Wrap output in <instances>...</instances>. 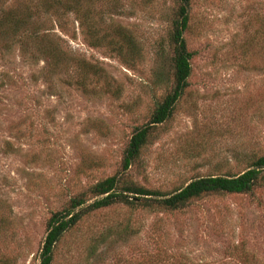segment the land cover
<instances>
[{"label":"rangeland","instance_id":"rangeland-1","mask_svg":"<svg viewBox=\"0 0 264 264\" xmlns=\"http://www.w3.org/2000/svg\"><path fill=\"white\" fill-rule=\"evenodd\" d=\"M70 1L75 12L56 19L46 0H0V14L30 18L0 49V264H38L49 216L72 198L91 202L109 176L168 195L264 155V0H189L187 87L125 172L131 133L173 86L179 4ZM40 46L54 49L53 69ZM50 264H264V171L246 193L176 210L133 201L92 211L62 234Z\"/></svg>","mask_w":264,"mask_h":264},{"label":"trees","instance_id":"trees-1","mask_svg":"<svg viewBox=\"0 0 264 264\" xmlns=\"http://www.w3.org/2000/svg\"><path fill=\"white\" fill-rule=\"evenodd\" d=\"M45 11L51 16L61 19L66 14L74 13V1L70 0H46ZM179 6L177 18L172 25L170 41L173 45L172 69L173 86L168 95L162 102L155 106L147 123L141 127L135 128L131 133L121 159V172H125L138 156L143 147L148 131L151 127L159 125L168 119L173 106L180 98L183 90L187 87V78L190 74L189 60L191 54L186 50L182 33L187 23V8L189 0H177ZM29 16L13 15L9 9L0 14V49L8 50L11 45L18 42L19 27L30 26ZM87 13L82 20L86 22ZM31 21V25H32ZM29 38L32 40L37 37V31L30 30ZM23 37V36H20ZM27 38L22 39L21 45L26 47ZM44 45V44H43ZM38 53L45 57H50L53 62L50 69L56 66L54 49L40 46ZM264 171V155L255 159L251 165L238 175L231 176H205L192 179L180 189L168 195H161L149 192L138 187H129L120 182L117 175L109 176L91 187V195L95 197L91 202H86L81 196L72 198L67 208L52 213L46 221L44 238L38 253V264H50L51 254L54 245L59 238L75 226L80 219L88 213L111 206L116 203L133 204V201H143L146 208L158 207L164 210H176L192 199L199 198L206 194L226 193L242 194L250 191L257 181L260 173Z\"/></svg>","mask_w":264,"mask_h":264}]
</instances>
